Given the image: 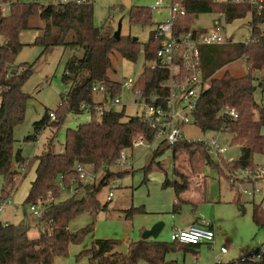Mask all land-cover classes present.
<instances>
[{
    "label": "trees",
    "instance_id": "1",
    "mask_svg": "<svg viewBox=\"0 0 264 264\" xmlns=\"http://www.w3.org/2000/svg\"><path fill=\"white\" fill-rule=\"evenodd\" d=\"M48 4L23 3L16 1L6 16H0V85L6 90L0 95V176L3 180L0 200L9 198L15 191L16 173L11 170L12 160L20 167L23 164L19 150L13 152V131L24 119L26 102L29 96L22 92V86L32 72V65L14 63L15 57L23 47L19 41L22 31L28 29L29 21L37 18L42 26L40 34L31 45L38 46L44 52L50 47H78L82 49L81 58L70 57L64 64L63 82L73 81L86 71L79 83L69 94L60 98L58 107L53 113V120L44 112L42 118L33 123V134L25 140H32L34 135L46 126L59 127L66 113H81L82 105L92 108L94 95L92 88L100 85L107 99L119 96L122 85L110 81L106 71L110 67L109 55L113 52L123 59L134 62L140 52L144 62L156 60V52L163 39L156 36L154 29L149 33L147 43L141 46L130 36L113 37L108 26H94L93 3L75 4L71 0L61 3L60 0H48ZM184 10L185 16L177 18L173 25V35L179 37L189 32L203 33L204 30H193L192 25L198 15H222L226 23L242 19L250 14L251 41L249 43H232L220 46L203 47L201 49L203 78L209 79L208 89L202 94L194 112V123L202 133H221L230 137V146L238 147L237 158L230 162H222V166L213 163L201 145H186L189 160L200 157L205 164L215 168L224 177L225 170L253 169L255 159L264 154V109L254 98V82L264 91V3L261 10L251 6V0L243 3H231L217 0H171ZM152 10L148 7L133 6L127 12V22L131 26H147L152 23ZM238 60L244 62L246 73L235 77L225 71L219 77L215 73ZM256 74H260L256 77ZM168 74L162 70H150L143 67L141 74L134 82L131 90L137 91L139 98L149 100L159 94L165 97L166 91L160 87ZM163 99V98H162ZM233 109L236 119L222 115L223 110ZM257 118L254 119L253 114ZM90 121L79 125L76 129L65 131L63 151L54 154L49 150L36 157L35 178L30 183L24 204L43 207L38 223L40 230L34 240L27 238V228L13 224L0 223V264H53L56 258L67 255L68 246L80 244L91 233L94 221L101 209L97 195L103 186L113 181L119 174L109 172L119 158L122 150L132 148L133 139L141 135L147 142L153 140L154 131L148 125L140 123L137 116L124 119V109L106 110L96 118L93 111ZM158 149L153 152V158ZM34 160V159H33ZM153 163V160H152ZM152 163L146 168L148 171ZM90 166L93 172L105 171L97 185H82L78 179L75 165ZM62 187H60V185ZM170 185L168 180L162 183ZM92 187L90 190L88 188ZM74 188L75 192L68 195ZM86 188V190H85ZM77 190V191H76ZM64 194V198L60 195ZM82 194L79 198L77 196ZM239 205V200H236ZM175 208V205L173 206ZM88 213L91 222L84 228L71 233L68 224L80 214ZM134 213H145L144 209L131 208L127 219ZM257 222L256 212L252 214ZM140 238L129 242L124 253L116 250L118 240H95L90 248L79 253L87 257L88 264H178L168 260L173 253H189L195 255L198 246L184 245L177 242H160ZM223 264H258L248 262H225Z\"/></svg>",
    "mask_w": 264,
    "mask_h": 264
},
{
    "label": "rangeland",
    "instance_id": "2",
    "mask_svg": "<svg viewBox=\"0 0 264 264\" xmlns=\"http://www.w3.org/2000/svg\"><path fill=\"white\" fill-rule=\"evenodd\" d=\"M19 2H35L46 5L49 1L19 0ZM151 4V0H94V26L98 28L109 26L113 33L116 32L119 26L121 36L136 38L139 44L143 46L147 43L149 33L156 28L158 22L167 13L152 10V23L140 27L128 24L127 12L130 7L142 6L149 8ZM213 22H217L222 35L227 41L243 43L245 40L250 39V14L231 23H226L222 15H198L193 22L192 29L209 31L213 28ZM28 26V29L22 31L19 35V41L23 47L14 60L16 65H32V72L22 86V92L27 94L29 99L26 102L24 119L13 131V152L19 150L24 167L29 162L31 164L28 165L26 170L20 169V178L16 181L15 191L9 198L13 204L5 206L0 211V223L13 225H18L19 222L26 223V226H28L27 238L34 240L39 233L38 220L36 221L35 216L29 210V207L24 204V201L31 180L35 178L37 164L35 158L47 150L54 154L61 153L65 131L68 129L74 130L79 125L88 123L90 114L68 112L59 127L46 126L34 135L32 140H25L26 137L33 134V123L39 121L44 112H54L59 105L60 98L69 94L72 88L82 79V76L87 75L86 71H82L77 79L63 82L62 73L66 60L70 57L81 58L83 55L82 49L70 46L64 48L50 47L42 52L40 47L31 45L35 37L40 34L39 28L42 23L37 18H32ZM109 59L110 67L106 71V76L110 81L122 85L121 93L118 96L121 104L120 106L116 105L113 109L115 111L124 109L123 121H127L131 116H136L139 113V104L135 105L134 103H139L140 100L124 84L128 80L135 82L143 67L148 66V64L144 62L141 52L134 62L123 59L116 52L110 54ZM225 71L235 77H240L246 73V67L243 61L238 60L217 71L215 77H219ZM259 75L256 74L255 76L258 77ZM253 98L264 109V91L257 87L256 82H254ZM99 100L100 96L94 95V102ZM253 117L254 119L257 118L256 113L253 114ZM182 134L184 136L183 141L176 144L174 149L160 144L158 153L153 158V148L149 150L145 147H134L126 153V162L131 167L108 168L109 172L118 173L119 176L115 177L112 185L109 183L103 186L97 195L100 205H104L105 208L98 212L93 230L80 244L69 245L67 255L56 258L53 264H88L87 257L78 256L80 252L90 248L95 240H118L119 245L116 250L124 253L129 242L140 238L141 230L144 231L145 228H150L156 223L163 224V228L157 237L149 239L170 242L171 228L185 226L187 220L192 217V208L189 201L184 203L183 209H180L181 211H173L172 203L178 189L176 187H162L161 185L162 180H174L173 170L177 166L184 168L185 172L178 171V173L187 177V183H189L190 176H195L196 172L204 178V197L207 202L197 204L198 207L196 206L193 217L201 218L209 225H213L216 250L219 247H224L228 251L227 255L221 257L223 262L238 259L247 251L255 249L264 242V217L258 210V198L251 202L247 196L241 194L238 198L239 205H234L232 197L237 199V194L235 190L231 189L228 181L224 179L225 177L221 176L215 168L200 161L202 160L200 157L197 156L189 160L188 154L184 153V141L189 138H216L220 145L227 148L224 154L226 159L235 160L238 156V147L229 146L230 137L227 134L202 133L193 126L185 127ZM261 134L264 136V126L261 128ZM261 160L262 156H258L255 163H259ZM151 163V168L145 171ZM184 164L186 167H184ZM16 166L18 164L12 160L11 169ZM85 169L90 173L92 172L89 166H86ZM104 174L105 171L102 169L96 172L95 181L92 185H97ZM2 187L3 180L0 176V196ZM91 188H88V190ZM243 188L245 187L241 186L240 190ZM202 190L201 187L199 196H201ZM110 191L112 197L107 201L106 198ZM60 196L64 198L63 194ZM80 196L82 194H79L77 198ZM141 207L145 213H134L130 216V219L126 218L129 209ZM253 212H256L259 221H253ZM91 220L92 218L88 213L80 214L69 222L67 230L74 233L87 226ZM198 253L199 258L189 253H173L169 254L167 259L175 260L178 264H195L196 260L198 264H207V260L212 256V252L207 249L206 245H202Z\"/></svg>",
    "mask_w": 264,
    "mask_h": 264
},
{
    "label": "built area",
    "instance_id": "3",
    "mask_svg": "<svg viewBox=\"0 0 264 264\" xmlns=\"http://www.w3.org/2000/svg\"><path fill=\"white\" fill-rule=\"evenodd\" d=\"M17 0H0V16H6L11 5ZM68 0H60L61 3H66ZM75 4L87 3L91 0H71ZM151 10L167 9L168 16L163 21L156 25V36L163 39L161 47L156 52V60L147 62L150 70L165 71L168 76L160 85L166 91L165 97L157 94L150 97L149 100H142L139 98L137 91H132L134 84L128 80L124 86L129 89L139 100V113L136 115L140 123L148 125L154 131L153 140L147 142L141 135H137L132 142V148L145 147L150 149L151 145L156 143L158 146L164 144L169 148H174L176 144L183 141V130L187 126H195L194 112L202 94L208 89L209 79L203 78L201 49L203 47L220 46L224 44H232L227 41L222 35L217 22H213V28L203 33L195 34L189 32L185 35L175 37L173 35L174 22L179 17L185 16V12L177 4L172 3L171 0H151ZM229 1L231 3H243L244 0H217ZM251 6L256 10H261L264 0H251ZM250 39L243 43H249ZM6 90L5 86L0 85V95ZM93 95H99L100 100L94 102L92 108L82 105L80 108L86 113L93 111L96 118H99L104 111L113 109L116 105L120 106L119 97L105 98L103 89L100 85L92 88ZM222 115L229 118L236 119L237 114L233 109L223 110ZM50 120H53V113L48 114ZM218 133L217 135H220ZM187 144L201 145L206 149L207 156L210 160L222 166V162L230 163L234 160L226 159L224 154L227 151L225 146L220 145L216 138L201 137L189 138L184 141L186 148ZM230 146V142H229ZM131 148V149H132ZM128 150H122L119 153L118 160L111 167L129 166L126 162V153ZM86 166L77 164L75 170L82 185H90L95 181L96 172H88ZM176 167H174L175 169ZM177 170V169H175ZM173 170V177L177 176ZM178 177V176H177ZM225 180L228 181L231 189L235 190L236 196L239 198L241 194L247 196L251 202L258 198V210L264 217V154L262 160L256 163L253 169H234L231 171L225 170ZM112 185V181L109 182ZM60 187L61 184H59ZM244 186L242 190L240 187ZM77 191V190H76ZM74 188L68 191V195L74 193ZM64 195V194H63ZM112 197L110 191L106 200ZM13 204L9 198L0 200V211L5 206ZM29 210L39 221L42 216L43 207L40 203L35 205H28ZM201 224H192L182 229H172L169 234L170 242H177L184 245L201 246L206 245L212 252L211 264H223L221 257L228 254L224 247H219L216 250L214 246L215 233L209 224L203 219L198 218ZM44 228H41L43 230ZM228 262H248L264 264V242L255 249L247 251L238 259H231ZM198 264V263H196Z\"/></svg>",
    "mask_w": 264,
    "mask_h": 264
},
{
    "label": "crops",
    "instance_id": "4",
    "mask_svg": "<svg viewBox=\"0 0 264 264\" xmlns=\"http://www.w3.org/2000/svg\"><path fill=\"white\" fill-rule=\"evenodd\" d=\"M91 2L93 3L94 2V0H91ZM157 11H159V12H166L167 14L164 16V17H162L161 18V20L158 22V23H160V22H163L166 18H167V16H168V11H167V9H160V10H157ZM160 15H162V14H160ZM215 134H218V133H215ZM156 143H154L153 145H151V147H150V149L151 148H153L154 150H153V152L155 151V150H157L158 149V145H157V147H156ZM156 147V148H155ZM149 149V150H150ZM174 149V148H173ZM184 153H186V148H184ZM200 161H203V160H200ZM204 162V161H203ZM205 163V162H204ZM130 166V165H129ZM90 167V166H89ZM131 167V166H130ZM184 167H186V165L184 164ZM91 168V167H90ZM20 169H25V168H23V167H20L19 166V164H18V166H16L15 168H13L12 167V171H14L15 173H16V175L14 176V180H15V182L20 178ZM92 169V168H91ZM175 169H177V170H175V174L178 176H175V177H173L174 178V180L173 181H169L168 179H166V180H168V182L170 183V185L169 186H167V187H176V189H178V191H176V193H175V197H174V202L172 203V205L174 206L175 205V208L173 207L172 209H173V211L175 212V211H181L180 209H183V206H184V203H186V201H189V205L191 206V208H192V217H191V219H189V220H187V223L185 224V226H183V227H181V228H177V227H172L171 228V230L172 229H182V228H185V227H187V226H189V225H192V224H196V225H199V224H201L200 223V221H198V217L196 218H194L193 217V215H195L194 214V210H195V208H197L198 206H197V204H199V203H205V202H207L206 201V199H205V197H204V194H205V192H204V190H205V186H204V184H205V181H204V178L202 177V175L201 174H199L198 172H196V174H195V176H190V179L188 180V182L189 183H187V177L186 176H184V175H180L179 173H178V171H184V168L182 169V166H177ZM185 172V171H184ZM225 179V178H224ZM31 181H33V180H31ZM164 182V180H162L161 181V185H162V187H164V185L162 184ZM92 184H94V183H92ZM92 184H90V185H87L88 187L89 186H91ZM203 188V190H202V193H201V196H199L200 195V188ZM29 188H30V185H29ZM85 190H86V188H85ZM29 191V190H28ZM28 191H27V193H28ZM199 194V195H198ZM198 195V196H197ZM26 196H27V194H26ZM26 196H25V199H26ZM9 198H10V196H9ZM236 199V197H232V203L234 204V205H238V204H236V200H238V197H237V199ZM26 205V204H25ZM197 206V207H196ZM240 210V209H239ZM36 221H37V219H36ZM37 223H38V221H37ZM5 224H7V223H5ZM21 224V225H20ZM27 224L26 223H21V222H19L18 223V225H15V226H17V227H28V226H26ZM38 230L40 231L41 230V228H43L41 225H39V223H38ZM210 226V228H212L213 230H214V227H213V225H209ZM162 228H163V226H162ZM146 230L147 229H149V228H145ZM214 233H215V230H214ZM215 242V241H214ZM214 246H215V248H216V245H215V243H214ZM199 248H198V250H200L201 249V247H202V245L201 246H198ZM207 249H208V247H207ZM198 250H197V253L195 254V256L197 257V258H199V253H198ZM209 250V249H208ZM212 257H213V255L211 256V257H209L210 259L209 260H207V264H211V262H212ZM209 261V262H208ZM228 262V261H227ZM196 263H198L197 262V260H196V262H195V264ZM225 263V262H224Z\"/></svg>",
    "mask_w": 264,
    "mask_h": 264
},
{
    "label": "water",
    "instance_id": "5",
    "mask_svg": "<svg viewBox=\"0 0 264 264\" xmlns=\"http://www.w3.org/2000/svg\"><path fill=\"white\" fill-rule=\"evenodd\" d=\"M120 35V27L118 26L116 32L114 33L113 37L115 39H118ZM133 41L136 40V38H132ZM162 226L163 224L161 223H156L154 224L152 227H150L149 229L147 230H144L141 234V238L146 240V239H149V238H155L158 236V234L160 233L161 229H162Z\"/></svg>",
    "mask_w": 264,
    "mask_h": 264
}]
</instances>
